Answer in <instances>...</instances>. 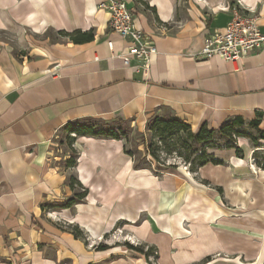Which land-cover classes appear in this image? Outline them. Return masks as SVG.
I'll return each mask as SVG.
<instances>
[{"label": "crops", "instance_id": "1", "mask_svg": "<svg viewBox=\"0 0 264 264\" xmlns=\"http://www.w3.org/2000/svg\"><path fill=\"white\" fill-rule=\"evenodd\" d=\"M107 1L0 0V264H104L113 254L96 245L118 227L156 248L159 264L220 253L203 264H264V171L252 173L234 149L212 153L223 164L190 180L182 166L137 168L119 141L82 138L94 146L73 182L87 196L58 207L74 191L52 162L54 139L74 122L145 124L165 110L195 133L258 116L264 131V50L239 63L196 57L235 5L255 12L264 32V0H124L158 49L149 71L124 64L129 42L99 8ZM76 32L93 38L74 43Z\"/></svg>", "mask_w": 264, "mask_h": 264}, {"label": "trees", "instance_id": "2", "mask_svg": "<svg viewBox=\"0 0 264 264\" xmlns=\"http://www.w3.org/2000/svg\"><path fill=\"white\" fill-rule=\"evenodd\" d=\"M68 37L74 43H83L93 38L92 34L81 32L69 34ZM260 119L261 117L258 116L256 120L246 123L243 118H236L218 130H210L207 125H203L201 129L195 133L188 124L171 113L166 114L164 117L156 116L146 128L147 132L151 133V139L149 141L144 140L143 136L144 163H141V161L136 162L132 154L129 152L125 153L134 159L137 168H151L156 174H160L162 171L169 168L181 167L178 162L170 163L168 161L170 158L175 157H177L181 163H184L183 167H187L190 173L197 174L202 167L209 163L214 165L223 164L222 161L215 158L214 154L210 153L211 149H234L238 157H244L243 151L235 146L234 138L237 128H241L248 124L257 131L259 139L264 141V131L259 129ZM93 121L94 120L89 119L74 122L69 124L67 129L71 134H79L81 136L92 135V133L95 132ZM95 133L100 136L113 135L103 131ZM222 141H224V143L217 144V142ZM258 152L259 151L256 150L253 153L254 163L259 170L264 171V156L258 157ZM74 185V182L70 185L71 190L74 191V195L69 198L67 202L58 205V207L71 208L86 198L87 191L80 189L79 192H76ZM72 231L76 238H84V233L77 227H73ZM107 249V246L102 245L96 247V250L100 252ZM130 249L140 252L145 257L155 255L158 252L156 248H149L148 251L144 253L141 249L139 250L137 246L134 247L132 245Z\"/></svg>", "mask_w": 264, "mask_h": 264}, {"label": "rangeland", "instance_id": "3", "mask_svg": "<svg viewBox=\"0 0 264 264\" xmlns=\"http://www.w3.org/2000/svg\"><path fill=\"white\" fill-rule=\"evenodd\" d=\"M168 113V111L164 110L156 114L150 115L147 118L145 124L142 122H136V120H126L123 118L94 120L93 125L95 127V132L103 131L108 134H113L109 136L96 135L95 132L92 133V135L87 136H81L79 134L73 133L71 134V132H69L66 127L54 139V150H52V162L56 163L60 168L61 172H64V174H66L67 182L73 183V181L75 180L73 176L75 174V170L78 167L79 159L84 153L89 150H92V147L94 146L91 144L83 143L81 139L93 138L95 140L119 141L123 146L124 152H129L130 154H132L136 162L141 161V163H144V146L142 145L143 136L144 140L149 141L151 139V133H148L146 128L156 116L164 117ZM234 140L235 146H237L238 148H240V150L243 151L245 157L247 156L251 172L257 173V167L251 164L253 161L252 159L254 157L251 152L258 150L259 152L257 153V156H264V141H261L259 139L257 131L248 124L241 128H237ZM219 143L222 144L224 143V141L217 142V144ZM218 151L221 150L211 149L210 153L217 154ZM168 161L170 163L178 162L182 167L184 166V163H181V161H179L177 157L170 158ZM183 171L186 173L187 176H189L190 180H194L195 174L190 173L188 171V168L183 167ZM193 182H195V184L201 189L208 190L212 188L211 186L204 185L198 181ZM76 190L80 191L77 185ZM216 199L221 200L222 198L218 196L216 197ZM224 205L228 206L229 204L225 201ZM99 245L108 247L107 250L101 251L104 252V254H113L109 257L110 259L108 261L104 262V264H111L112 261L116 260H126L127 262H131V264H159L157 262L158 252L155 255L145 257L140 252L130 249L131 245L134 247L137 246L139 250L141 249L144 253H146L148 249L152 247L142 245L135 239L129 238V236L125 234L124 230L120 229L119 227L114 232H111L109 235H106L105 237L102 236L99 239L96 247ZM219 256L227 257L226 254H215L207 257L200 264L212 261L213 259Z\"/></svg>", "mask_w": 264, "mask_h": 264}, {"label": "built area", "instance_id": "4", "mask_svg": "<svg viewBox=\"0 0 264 264\" xmlns=\"http://www.w3.org/2000/svg\"><path fill=\"white\" fill-rule=\"evenodd\" d=\"M110 13L109 26L121 39L128 41L127 52L121 55L126 66L149 71L158 49L151 36L137 28L135 13L124 0H108L99 5ZM255 12L235 5L233 15L223 31L216 30L204 40L198 60L221 59L228 63H239L256 51L264 50V32ZM109 47L113 50L112 42ZM254 152H252L253 155ZM253 165L255 160L252 159ZM256 166V165H255ZM187 168V167H186Z\"/></svg>", "mask_w": 264, "mask_h": 264}]
</instances>
